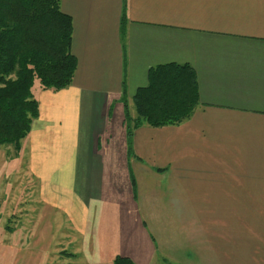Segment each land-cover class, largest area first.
Segmentation results:
<instances>
[{
    "label": "crops",
    "instance_id": "1",
    "mask_svg": "<svg viewBox=\"0 0 264 264\" xmlns=\"http://www.w3.org/2000/svg\"><path fill=\"white\" fill-rule=\"evenodd\" d=\"M60 5L72 18L77 68L66 88L36 86L39 114L17 155V173L35 181L39 218L66 238L54 251L77 258L87 236L94 258L150 264L162 245L147 224L160 222L138 202L160 186L168 241L184 231L192 250H215L222 263L264 264V0ZM172 62L196 73L194 113L127 137L122 99L146 84L150 67ZM174 247L182 264H197Z\"/></svg>",
    "mask_w": 264,
    "mask_h": 264
},
{
    "label": "trees",
    "instance_id": "2",
    "mask_svg": "<svg viewBox=\"0 0 264 264\" xmlns=\"http://www.w3.org/2000/svg\"><path fill=\"white\" fill-rule=\"evenodd\" d=\"M71 40L72 18L60 0H0V146L12 147L14 155L39 114L36 86L56 91L72 83L77 59ZM122 100L127 137L144 124L178 125L199 104L196 73L188 63L150 67L132 97V115ZM106 264L135 263L117 255Z\"/></svg>",
    "mask_w": 264,
    "mask_h": 264
},
{
    "label": "rangeland",
    "instance_id": "3",
    "mask_svg": "<svg viewBox=\"0 0 264 264\" xmlns=\"http://www.w3.org/2000/svg\"><path fill=\"white\" fill-rule=\"evenodd\" d=\"M127 107L132 115L134 109L130 98L127 100ZM5 148L6 146L4 145L0 146V151ZM8 148L7 154H10L8 157L6 156L5 160V157L3 158L4 153L0 152V160L3 158L0 161V264H106L111 262L114 258L112 254L94 258L87 246V236L83 242V253L82 255L79 254L77 258L62 255L61 253L66 251L64 249H60L57 252L54 251L57 243L61 247H65L66 238L62 236L61 232L54 233L55 230L54 232L49 231L51 226L46 225L49 223L45 214L39 218L41 211L39 209L40 204L38 205L37 203L35 181L19 175L21 174L19 172H21L20 167L23 163L21 164V160L18 159L17 155L12 157L14 155L13 149L9 146ZM14 168L15 170L13 171ZM160 188V186L158 189L155 188L154 193L150 191L152 196H144L138 202L143 213H148V216L160 222L155 225L147 224L152 231L155 229V234H153L156 242L158 245L159 243L162 245V248L159 247L158 255H155L154 260L150 264H168L163 261L164 257L171 264H182L175 258L182 251L174 247V245L183 247L190 253L192 252V257H189V259L197 264H225V262H228L222 263L219 261L216 257L217 252L212 249L206 248L204 250L201 247L202 254L192 250L190 240L187 241L183 238L186 236L184 231H179L172 235V238L168 241L166 234L167 224L161 221V217L165 216L168 206L167 194H165V191L159 192ZM145 190L149 191V188H145ZM169 204L175 205L173 199L169 200ZM167 209H170L169 206ZM10 233L15 234L14 240L17 241H11ZM167 244L171 246V249H169L171 254H168L166 250ZM66 253L73 254L69 249H67ZM169 255L171 258H167Z\"/></svg>",
    "mask_w": 264,
    "mask_h": 264
}]
</instances>
